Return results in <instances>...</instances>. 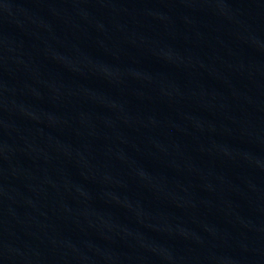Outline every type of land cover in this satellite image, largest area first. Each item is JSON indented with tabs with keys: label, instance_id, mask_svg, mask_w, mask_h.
<instances>
[{
	"label": "water",
	"instance_id": "obj_1",
	"mask_svg": "<svg viewBox=\"0 0 264 264\" xmlns=\"http://www.w3.org/2000/svg\"><path fill=\"white\" fill-rule=\"evenodd\" d=\"M0 264H264V0H0Z\"/></svg>",
	"mask_w": 264,
	"mask_h": 264
}]
</instances>
